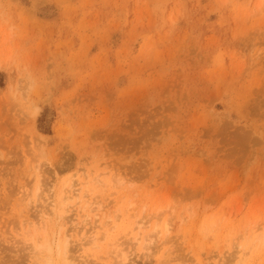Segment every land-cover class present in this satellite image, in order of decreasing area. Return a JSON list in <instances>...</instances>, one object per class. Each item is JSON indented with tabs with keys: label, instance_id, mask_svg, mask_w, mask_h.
Wrapping results in <instances>:
<instances>
[{
	"label": "rangeland",
	"instance_id": "374dc122",
	"mask_svg": "<svg viewBox=\"0 0 264 264\" xmlns=\"http://www.w3.org/2000/svg\"><path fill=\"white\" fill-rule=\"evenodd\" d=\"M63 234L264 264V0H0V264H72Z\"/></svg>",
	"mask_w": 264,
	"mask_h": 264
},
{
	"label": "bare ground",
	"instance_id": "6f19581e",
	"mask_svg": "<svg viewBox=\"0 0 264 264\" xmlns=\"http://www.w3.org/2000/svg\"><path fill=\"white\" fill-rule=\"evenodd\" d=\"M39 174V173H38ZM38 177L40 178L41 176H39L38 175ZM40 186V185H39ZM36 191V190H35ZM65 199H70V198H67L66 196H65ZM64 199V203H66V200ZM52 204V203H51ZM52 206H54V204H52ZM52 206H50V207H52ZM54 208V207H53ZM49 212V211H48ZM39 218V217H38ZM87 219V218H86ZM86 221V220H85ZM89 221V220H88ZM87 221V222H88ZM28 222V221H27ZM70 222V221H69ZM36 223H38L37 221H36ZM36 223H33V222H31V223H29L28 225H29V228L28 229H26V231H25V233H24V235H23V237H27L28 235H29V233L31 232V229L30 228H35L34 230H36V231H39V229L37 230V228H36ZM42 223V222H41ZM45 223V222H44ZM45 225V224H44ZM86 225V224H85ZM96 225V224H95ZM106 226V225H105ZM63 227V226H62ZM41 228V227H40ZM140 228H143V225L141 226L140 225ZM166 228V230H163V231H165L166 233L168 232V227H165ZM46 229V227L44 228V230ZM33 231V230H32ZM105 232V231H104ZM46 235H47V233H46ZM99 235L100 234H96V235H94V236H92V237H90V238H88L87 240H86V242H85V244L87 245V244H96V242H97V240H98V237H99ZM140 235V234H139ZM104 236V235H103ZM31 237V236H30ZM62 243L61 244H59L58 246H57V251H58V254H59V256L63 259V260H65V261H67V260H69L70 259V262H72V264H76L75 263V261H74V259H73V257H68L67 255L69 254V252L68 251H71V250H68V248H70L69 246H70V244H69V242H70V238H68V236H67V234H63L62 235ZM100 238H102V237H100ZM145 238V237H144ZM28 239V238H27ZM30 239V238H29ZM45 239V238H44ZM31 240H32V237H31ZM100 240H102V239H100ZM145 240L146 241H148V243H150V242H152V239L149 237V236H147V238H145ZM144 240V241H145ZM30 241V240H29ZM103 241V240H102ZM138 241H139V239H138ZM143 241V240H142ZM49 241H47V243H48ZM116 242V241H115ZM36 243H37V241H36ZM81 243V242H80ZM100 243V242H99ZM45 245H46V241H45V243H44ZM43 244V247L45 246ZM50 244V243H49ZM49 244H47V245H49ZM71 244H72V242H71ZM98 244V243H97ZM47 245H46V247H47ZM83 245V244H82ZM110 245V244H109ZM113 245V244H112ZM112 245H111V247H112ZM42 246V245H41ZM84 246V245H83ZM96 245H94V247H95ZM146 246V245H145ZM144 246V247H145ZM149 246H150V244H149ZM148 246V247H149ZM97 247V246H96ZM110 247V249H112ZM147 247V246H146ZM38 248H40L41 250H42V248L40 247V245L39 246H37V250H40V249H38ZM48 248V247H47ZM28 249H30V251H31V248H28ZM44 249H46L45 247H44ZM151 250V249H150ZM34 251V250H33ZM49 251H51V249L49 248ZM114 252H119L118 250H113ZM112 250H111V252H113ZM121 253V252H120ZM125 253V252H124ZM111 254V253H110ZM49 255V254H48ZM117 255V254H116ZM109 256H111V255H109ZM36 257V256H35ZM124 259L126 258V257H124V256H122ZM122 257H121V259H122ZM44 259V258H43ZM43 259H40V260H42V262H43V264H53V262H52V260H50V258H47V259H45V260H43ZM72 259V260H71ZM61 260V259H60ZM125 260H127V259H125ZM124 261V260H123ZM83 263V262H82ZM79 264V263H78Z\"/></svg>",
	"mask_w": 264,
	"mask_h": 264
}]
</instances>
